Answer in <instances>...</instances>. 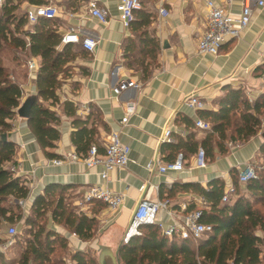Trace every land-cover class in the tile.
Returning a JSON list of instances; mask_svg holds the SVG:
<instances>
[{"label": "crops", "instance_id": "crops-1", "mask_svg": "<svg viewBox=\"0 0 264 264\" xmlns=\"http://www.w3.org/2000/svg\"><path fill=\"white\" fill-rule=\"evenodd\" d=\"M46 1L58 11L57 16L52 19L59 21V35L65 29L74 27L81 37H90L96 42L93 54L85 51L84 58L76 59L69 77L58 91L60 102H72L79 118L87 117L91 106L97 108L101 114V123L106 127V130L101 125L96 127L101 146H104L108 135L116 131L119 132L122 143L130 148L129 164L123 169L110 172L105 183L112 191L124 195L120 211L111 214L104 206H83L87 208L84 213L94 215L99 222L97 235L88 242H83L78 237L69 238L68 241L73 252L91 251L98 264H120L119 247L134 209L145 196L139 191L142 184L157 186V190L152 191L149 196L151 199H163L168 194L172 202L171 210L178 215L179 205L190 203L188 210H192V202L202 196L181 190L168 193L174 185L198 184L207 189L210 182L220 180L225 188L234 184V173L237 187L242 190L247 182L240 183L238 175H245L251 165L261 162H255L264 142L258 134L236 148L231 149L226 145L228 152L225 155H218L217 150H214L215 158L208 159L206 168L195 167L197 151H193L185 152L183 172H168L164 175L157 172L158 162L165 163L167 158L174 157L172 150L161 151L164 130L180 128L185 130V136L173 135V140L175 137L185 140L193 134L194 141L200 143L209 131L188 127L187 122L194 123L196 119H200L201 111H216L218 100L225 94L226 87L242 90L249 102L264 94V83L261 80V65L264 63V8L253 9L250 24L238 39L225 43L215 56H201L197 52V43L206 31L202 0H141L142 10L152 16L151 24L146 29L147 37L155 39L158 44L156 55L152 49L144 50V54H147L145 64L150 61V54L156 56V59L155 65L146 71L147 77L143 78L138 65L134 64V68L130 66V60L135 54L124 53L127 39H132L136 45L137 40L131 28H124L119 20L116 10L119 0H76L73 8H68L64 0ZM91 1H96L97 7L106 10L108 24L101 25L88 15V4ZM218 3L233 13H239L242 8V0H232L230 4L225 0H218ZM161 6L169 10V18L162 19L158 15ZM32 8L34 7L26 2L21 5V9L25 11ZM126 79L140 82L141 88L129 90L116 98L112 88ZM33 82L34 79L29 78L26 82H17L25 92L22 102L26 97L36 95ZM191 95H197L204 105L203 109L197 110L188 105ZM127 104H133L134 111L126 124H121ZM50 109L59 118L58 125L54 127L60 133V140L52 153L58 159L69 154L79 157L70 139L73 131L71 119L63 114L59 105ZM12 123L13 129L7 140L16 145L17 152L15 164L8 167L10 171L14 168L23 173L21 177V174L18 176L17 172L11 171L15 177L25 179L27 187L31 182L35 187L32 200H23L27 210L32 201L49 185L68 186L71 189L69 193L80 194L82 197L88 187L101 182L98 177L101 167L86 169L82 158L73 162L65 161L59 166L52 165V159L40 149L29 130L27 120L17 116ZM149 165L151 170L148 169ZM237 198L238 194L234 199ZM80 201L81 199L75 198L74 205L81 208ZM205 204L204 211H207L209 206L206 202ZM260 210L264 214V209ZM159 220L166 225L172 222L165 212L159 213ZM48 228L68 236L63 226L53 221H49ZM259 234L263 236V233Z\"/></svg>", "mask_w": 264, "mask_h": 264}, {"label": "trees", "instance_id": "trees-1", "mask_svg": "<svg viewBox=\"0 0 264 264\" xmlns=\"http://www.w3.org/2000/svg\"><path fill=\"white\" fill-rule=\"evenodd\" d=\"M64 1L68 8H73L76 0ZM24 2L33 7L48 5L46 0H4L0 7V134L9 136L11 133L12 122L17 118L16 111L23 98L20 85L2 61L3 52L10 49L19 51L26 60H38V71L33 82L36 101L27 126L44 154L49 159H58L52 152L60 140V133L54 127L58 125L59 118L50 109L56 105L71 119L73 131L70 139L76 154L84 158L91 146H96L98 153L103 154L104 146L100 144L96 127L101 125L105 130L106 127L101 123L98 109L91 106L89 115L79 118L73 103H61L58 94L76 59L86 56L85 50L80 45H67L58 51L59 21L40 18L29 25L27 10L21 9ZM133 16L130 28L139 46L132 39H127L124 53L135 54L130 66L134 68V64L138 65L145 78L149 67L155 65L156 56L150 54V61L145 64L147 54H144V50L152 49L156 55L158 44L155 39L147 37L151 14L141 9L135 11ZM224 91L216 111L199 113L200 120L211 125L204 139L199 143L190 134L185 140L175 137L174 142L164 143L161 151L168 149L174 152V157L167 158L166 162H172L178 153H183L185 157V152H196L199 147L205 150L207 159L213 160L214 150L218 155H225L229 143L245 144L258 135L264 127V94L249 102L240 89L226 87ZM187 126L194 127V123L187 122ZM16 152L14 143L8 140L0 142V232L6 224L22 223L25 240L18 237L17 245L23 243L24 248L18 247L16 262L6 259L5 253L0 254V264H98L91 251L73 252L67 236L48 228L49 221H53L83 242L96 237L99 228L97 218L93 213L88 216L74 205V199L80 200L82 197L69 193L70 187L47 186L32 201L28 216L22 214L20 202L27 199L29 189L25 179L15 177L8 167L15 164ZM259 157L264 161V142ZM232 177L237 194L241 193L233 203L221 202L224 183L220 180L210 182L207 189L198 184H181L174 185L168 192L181 190L201 195L209 206L207 211H203L202 222L212 226L210 234L193 242L167 238L157 226L143 225L139 228V236L130 238L127 243L122 242L119 247L120 264H263L264 214L260 209H264V173L257 172L256 178L249 180L242 190L237 187L234 173ZM93 205L106 207L102 202ZM259 233H263V236Z\"/></svg>", "mask_w": 264, "mask_h": 264}, {"label": "built area", "instance_id": "built-area-1", "mask_svg": "<svg viewBox=\"0 0 264 264\" xmlns=\"http://www.w3.org/2000/svg\"><path fill=\"white\" fill-rule=\"evenodd\" d=\"M4 0H0V7ZM227 4H230L232 0H225ZM206 17V31L200 37L197 43V52L201 56H215L219 53L221 47L230 40L238 39L241 34L248 28L253 9H263L264 0H242V8L239 13H233L224 9L218 0H202ZM141 0H119L116 6L119 20L122 26L126 29L130 27V23L133 21V13L141 10ZM58 14L54 5L48 4L44 6H36L30 10H27V22L29 25L35 24L40 18L52 19ZM88 15L95 18L101 25L108 24V13L106 10L97 7L96 1H91L88 4ZM158 15L162 19H167L170 16L168 9L160 7L158 9ZM67 45H80L88 54H93L96 42L90 37H81L79 31L70 27L65 29L60 34V43L57 48L61 51ZM28 71V78H36L38 71V63L35 59H30L26 63ZM261 80L264 83V63L261 65ZM142 84L134 79H126L120 81L112 88L113 95L118 98L122 94L129 90H138ZM22 96H25V92L22 90ZM188 105L195 109H203L204 105L197 98V95H191ZM134 111L133 104H127L125 106V116L120 120L121 124H126L128 117ZM194 127L202 131H210L211 125L203 120L196 119L194 121ZM185 130L180 128H168L164 130L161 141L163 143L174 142L173 135L185 136ZM228 147L233 149L238 147L236 144L229 143ZM130 148L123 144L120 139L119 132L112 131L104 144V151L102 155H99L96 146H91L88 153L81 159L86 169H92L94 167H101L98 177L100 183L88 187L82 194L80 210L85 211L87 208L83 206H90L95 202H102L106 205V209L111 214H116L120 211V208L124 202V195L119 192H114L109 189L105 183L108 181L109 173L113 170L125 168L129 162ZM79 158L76 155H66L63 159H52L50 163L55 166L62 165L65 161H77ZM185 157L183 153H178L172 162L157 163V172L159 175H164L168 172L181 173L184 171ZM208 159L206 152L203 148L199 147L195 154L194 165L196 168H206ZM259 165V164H258ZM257 164L251 165L245 175L240 173L238 175V181L240 183L248 182L249 180L256 178V173L264 171V165L258 166ZM151 170V166H148ZM12 172H17L18 176L23 177V173L20 170L16 171L14 168ZM34 184L31 182L28 186V200H32L34 191ZM157 190V186L146 183L142 184L139 188L141 193L145 196L141 199L136 208L134 209L131 221L125 232L123 242L127 243L130 238L139 236V228L143 225H155L162 234L167 238L176 237L181 240H192L197 242L204 236L210 234L213 230L212 226L202 222L203 211L205 208V200L203 197L196 198L193 201L194 209L188 210L190 203H182L179 205L178 215L174 213L172 208V202L168 198L163 199H151L149 196L152 191ZM237 197V192L233 184H229L224 188L223 196L221 198L222 203H231ZM23 201L20 202L23 205ZM165 212L172 222L168 225L159 220V213ZM176 214V215H175ZM19 234V229L15 225L8 227L6 241L0 238V254L6 253L14 245L13 238ZM75 234H68L67 238H76ZM261 249L264 254V240L261 245ZM264 264V261H263Z\"/></svg>", "mask_w": 264, "mask_h": 264}, {"label": "rangeland", "instance_id": "rangeland-1", "mask_svg": "<svg viewBox=\"0 0 264 264\" xmlns=\"http://www.w3.org/2000/svg\"><path fill=\"white\" fill-rule=\"evenodd\" d=\"M2 61H3V64L9 69L10 74L12 75L13 79L16 82L22 83V82L27 81L28 78H27L26 63H27L28 59L26 60V58H24L23 54H21L19 51L7 49L6 51L3 52ZM263 132H264V127L261 129V131L258 134H260V136H261V134ZM255 162H258V163L260 162L258 166L264 165L263 164L264 162L258 156L255 157ZM260 172L264 173V171H260ZM238 194L240 195L241 193L239 192ZM21 207H22L21 208L22 214L24 216H28L29 210H27L25 208V203H23V205H21ZM21 224L22 223L13 224L15 226L17 225V228L19 229V234L13 238V240L15 241V245H13V249L10 250L8 253L6 252L5 254H3V255H5L6 259L13 261V262L17 261V254H18L17 250H19V248H21L23 250V248H24V246L22 245L23 243L20 246L17 245V244H19L18 243L19 239H17L18 237L21 240H25V236L22 234L21 226H19ZM9 226H11V225L6 224L3 228V230L0 232L1 240L6 241L8 239L7 230H8ZM68 264H70V263H68Z\"/></svg>", "mask_w": 264, "mask_h": 264}, {"label": "water", "instance_id": "water-1", "mask_svg": "<svg viewBox=\"0 0 264 264\" xmlns=\"http://www.w3.org/2000/svg\"><path fill=\"white\" fill-rule=\"evenodd\" d=\"M35 101H36V95H31L26 97L16 111L18 118L28 120V118L30 117L31 109L35 104ZM261 137L264 140V132L261 134ZM0 142L3 143L7 142L6 134H0Z\"/></svg>", "mask_w": 264, "mask_h": 264}]
</instances>
